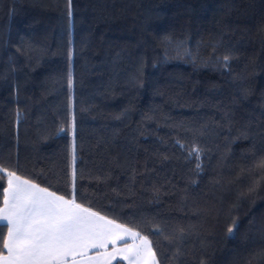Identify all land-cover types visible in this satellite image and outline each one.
I'll return each mask as SVG.
<instances>
[{
	"label": "trees",
	"instance_id": "1",
	"mask_svg": "<svg viewBox=\"0 0 264 264\" xmlns=\"http://www.w3.org/2000/svg\"><path fill=\"white\" fill-rule=\"evenodd\" d=\"M261 158L264 0H0V166L159 264H264Z\"/></svg>",
	"mask_w": 264,
	"mask_h": 264
},
{
	"label": "snow or ice",
	"instance_id": "2",
	"mask_svg": "<svg viewBox=\"0 0 264 264\" xmlns=\"http://www.w3.org/2000/svg\"><path fill=\"white\" fill-rule=\"evenodd\" d=\"M68 4L71 16V0ZM228 59V56L224 57L225 62ZM71 86L69 74V88ZM74 130L73 122V135ZM60 131H64L63 127ZM200 153L201 149L194 145L189 156L194 155L199 160ZM256 167L264 169V158L257 162ZM197 168H200L199 164ZM5 175L7 187L2 192L4 207L0 208V223L6 221L7 240L3 241V249H7V255L0 254V264H84L83 258L91 248L105 250L97 254L104 264H110L117 252L124 253L122 259L128 260V264H158L156 251L147 236H141L139 232L93 211L91 206L78 203L74 196L58 195L50 187L22 179L15 170L0 166V180ZM75 178L73 144V189ZM156 231L164 234L163 229L157 228ZM228 231L232 233L233 228ZM180 234L183 235V230ZM124 235H131L134 240L139 238L141 244L107 252V245L115 246L117 240L124 239Z\"/></svg>",
	"mask_w": 264,
	"mask_h": 264
},
{
	"label": "crops",
	"instance_id": "3",
	"mask_svg": "<svg viewBox=\"0 0 264 264\" xmlns=\"http://www.w3.org/2000/svg\"><path fill=\"white\" fill-rule=\"evenodd\" d=\"M22 179H24V178H22ZM3 207H4V204L2 205L1 208H3ZM0 224H3V225L6 226V221L2 222ZM130 230L131 231H135V230H132V229H130ZM135 232H137V231H135ZM141 236H143V235H141ZM6 240H7V235H6ZM140 244H141V241L139 240V238L134 240L131 237V235H124V239L123 240H117L115 246H113V244L109 243L107 245V252H109V253L113 252L114 248L119 250V249H124L127 246L140 245ZM104 252H105L104 249H97V248L89 249L87 251L86 257L83 258L84 259V264H104V262L101 261L100 258L97 255L98 253H104ZM4 255H7V249H6V254H4ZM123 255H124L123 252H117L116 255H115V258L111 260L110 264H116V262L119 261V260H122L126 264H128V260L122 259ZM77 259H80V257H77ZM158 264H159V262H158Z\"/></svg>",
	"mask_w": 264,
	"mask_h": 264
}]
</instances>
